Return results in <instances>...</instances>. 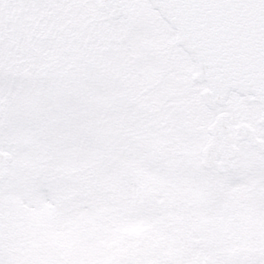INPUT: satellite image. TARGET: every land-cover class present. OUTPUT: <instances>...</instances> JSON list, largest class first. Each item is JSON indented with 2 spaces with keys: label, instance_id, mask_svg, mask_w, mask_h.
Here are the masks:
<instances>
[{
  "label": "snow or ice",
  "instance_id": "snow-or-ice-1",
  "mask_svg": "<svg viewBox=\"0 0 264 264\" xmlns=\"http://www.w3.org/2000/svg\"><path fill=\"white\" fill-rule=\"evenodd\" d=\"M0 264H264V0H0Z\"/></svg>",
  "mask_w": 264,
  "mask_h": 264
}]
</instances>
